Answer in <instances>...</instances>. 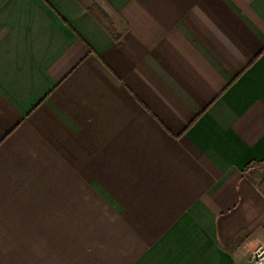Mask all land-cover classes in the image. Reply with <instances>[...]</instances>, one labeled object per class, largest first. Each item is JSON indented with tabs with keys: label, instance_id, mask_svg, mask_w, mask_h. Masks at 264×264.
Returning a JSON list of instances; mask_svg holds the SVG:
<instances>
[{
	"label": "crops",
	"instance_id": "crops-1",
	"mask_svg": "<svg viewBox=\"0 0 264 264\" xmlns=\"http://www.w3.org/2000/svg\"><path fill=\"white\" fill-rule=\"evenodd\" d=\"M262 160L264 0H0V264H252Z\"/></svg>",
	"mask_w": 264,
	"mask_h": 264
},
{
	"label": "built area",
	"instance_id": "built-area-1",
	"mask_svg": "<svg viewBox=\"0 0 264 264\" xmlns=\"http://www.w3.org/2000/svg\"><path fill=\"white\" fill-rule=\"evenodd\" d=\"M250 261L252 264H264V247L254 249Z\"/></svg>",
	"mask_w": 264,
	"mask_h": 264
},
{
	"label": "trees",
	"instance_id": "trees-1",
	"mask_svg": "<svg viewBox=\"0 0 264 264\" xmlns=\"http://www.w3.org/2000/svg\"><path fill=\"white\" fill-rule=\"evenodd\" d=\"M248 170L264 171V160L258 162H250L245 168V171Z\"/></svg>",
	"mask_w": 264,
	"mask_h": 264
}]
</instances>
